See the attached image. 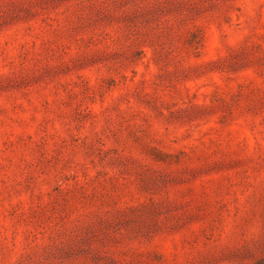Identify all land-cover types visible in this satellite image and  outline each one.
<instances>
[{
    "label": "rangeland",
    "instance_id": "rangeland-1",
    "mask_svg": "<svg viewBox=\"0 0 264 264\" xmlns=\"http://www.w3.org/2000/svg\"><path fill=\"white\" fill-rule=\"evenodd\" d=\"M0 264H264V0H0Z\"/></svg>",
    "mask_w": 264,
    "mask_h": 264
}]
</instances>
